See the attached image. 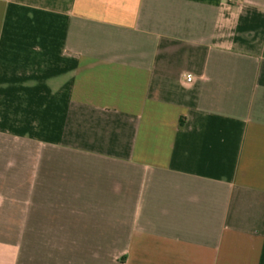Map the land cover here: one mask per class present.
I'll return each mask as SVG.
<instances>
[{
	"label": "crops",
	"instance_id": "1",
	"mask_svg": "<svg viewBox=\"0 0 264 264\" xmlns=\"http://www.w3.org/2000/svg\"><path fill=\"white\" fill-rule=\"evenodd\" d=\"M0 264H264V0H0Z\"/></svg>",
	"mask_w": 264,
	"mask_h": 264
},
{
	"label": "built area",
	"instance_id": "2",
	"mask_svg": "<svg viewBox=\"0 0 264 264\" xmlns=\"http://www.w3.org/2000/svg\"><path fill=\"white\" fill-rule=\"evenodd\" d=\"M186 80L187 81H192L193 80V76L191 74L186 75Z\"/></svg>",
	"mask_w": 264,
	"mask_h": 264
}]
</instances>
